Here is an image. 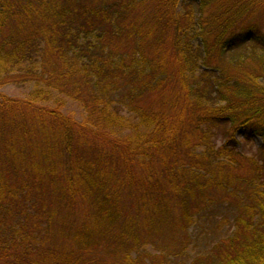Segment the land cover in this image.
Segmentation results:
<instances>
[{
	"label": "trees",
	"instance_id": "1",
	"mask_svg": "<svg viewBox=\"0 0 264 264\" xmlns=\"http://www.w3.org/2000/svg\"><path fill=\"white\" fill-rule=\"evenodd\" d=\"M8 85L0 264H264V0H0Z\"/></svg>",
	"mask_w": 264,
	"mask_h": 264
},
{
	"label": "rangeland",
	"instance_id": "2",
	"mask_svg": "<svg viewBox=\"0 0 264 264\" xmlns=\"http://www.w3.org/2000/svg\"><path fill=\"white\" fill-rule=\"evenodd\" d=\"M29 89L20 88L12 85L5 86L0 89V93L5 94L9 98L23 99L26 97ZM65 114L74 117L76 120L81 121L83 118V112L73 102H68L65 110ZM239 147L238 151L248 157L259 156V147L261 141L254 139L250 142L243 141L242 137H238ZM220 145V142L217 141ZM217 203H227V199L219 200ZM233 215L225 209V205L215 204L212 206L205 216H199L197 223L190 228L192 242L188 251L187 256H194L207 250L211 245V242L221 238H225L233 229L232 225ZM160 241L170 245L173 242L170 239L165 240V235L159 236ZM177 238V236L175 237Z\"/></svg>",
	"mask_w": 264,
	"mask_h": 264
}]
</instances>
